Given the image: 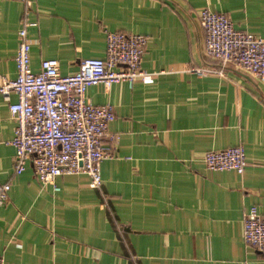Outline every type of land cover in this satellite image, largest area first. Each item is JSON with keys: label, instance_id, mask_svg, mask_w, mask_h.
<instances>
[{"label": "crops", "instance_id": "0c3cea01", "mask_svg": "<svg viewBox=\"0 0 264 264\" xmlns=\"http://www.w3.org/2000/svg\"><path fill=\"white\" fill-rule=\"evenodd\" d=\"M203 6L264 38V0H0V75H15L24 21L33 71L43 58L65 74L103 56L107 29L145 35L140 67L152 73L84 90L114 112L115 138H103L114 156L101 160L98 187L80 172L57 175L54 190L30 159L14 174V120L0 94L3 264H264L242 238L250 206L264 217V78L204 53ZM202 66L221 73L191 71ZM238 143L242 173L204 166L206 150Z\"/></svg>", "mask_w": 264, "mask_h": 264}, {"label": "built area", "instance_id": "2783aa9c", "mask_svg": "<svg viewBox=\"0 0 264 264\" xmlns=\"http://www.w3.org/2000/svg\"><path fill=\"white\" fill-rule=\"evenodd\" d=\"M197 15L207 56L221 64L230 63L258 80L264 78L263 37L235 28L225 13L206 6L200 7ZM25 24L24 21L16 31L15 75H0V94L14 120L9 141L14 148L12 171L20 173L30 159L38 181L50 184L54 190L58 188L54 182L57 175L80 172L89 176L91 187H98L101 160L114 156L112 145L103 143L105 137L112 141L115 138L106 131L114 112L108 103L90 102L84 90L97 83L108 88L120 81H149L152 73L140 67L146 36L104 29V55L81 58L74 71L61 74L54 58L41 59L38 70H31ZM191 71L197 75L221 73L219 68L209 66L194 67ZM9 93L15 95L14 101L8 100ZM202 161L207 169L234 170L239 174L246 165L240 143L206 150ZM8 188L7 182L0 183V206L7 200ZM242 238L264 261V217L254 205L243 215Z\"/></svg>", "mask_w": 264, "mask_h": 264}]
</instances>
